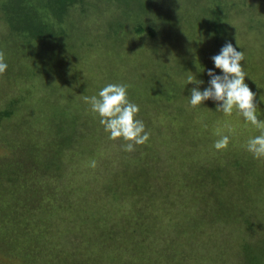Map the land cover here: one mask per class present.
Returning a JSON list of instances; mask_svg holds the SVG:
<instances>
[{
  "label": "trees",
  "instance_id": "16d2710c",
  "mask_svg": "<svg viewBox=\"0 0 264 264\" xmlns=\"http://www.w3.org/2000/svg\"><path fill=\"white\" fill-rule=\"evenodd\" d=\"M263 34L264 0H0V53L8 64L0 78L17 84L10 96L0 97L5 153L0 159V225L7 232L0 231V240H11L6 250L23 237V255L32 256L35 248L41 257H50L49 264H164L161 258H148L158 256L156 245L179 237V224H219L224 219L210 212L214 207L231 211L238 230L257 217L261 221L264 167L253 176L246 147L230 148L233 136L222 150L213 147L212 137L196 143L197 133L212 132L207 122L198 129L193 119L207 118L211 109L215 119L218 112L212 101H205L185 113L183 103L189 89L207 86L210 57L226 41L244 52L245 82L260 101ZM89 56L101 65H85ZM139 59L145 65H133ZM188 75L204 83L186 85ZM121 76L130 77L128 99L139 106L137 118L144 121L149 139L168 149L166 163L147 165L156 158L149 139L135 146H141L137 154L117 149L123 180L117 177L106 185L104 199L90 192L92 184L84 178L85 193L80 190L72 201L64 190L55 203L56 186L43 185L44 177L60 179L67 146L82 144L85 135L78 133L101 125L84 97L106 83H121ZM120 141L122 147L126 142ZM235 150L244 157H236ZM173 187L179 191L173 194ZM133 194L142 200L125 210L124 200ZM110 202H116L112 212L104 206ZM67 213V227L55 229L50 217L57 223ZM143 229H150L146 238L140 237ZM40 241L49 247L38 250ZM33 259L29 262L38 264Z\"/></svg>",
  "mask_w": 264,
  "mask_h": 264
},
{
  "label": "rangeland",
  "instance_id": "374dc122",
  "mask_svg": "<svg viewBox=\"0 0 264 264\" xmlns=\"http://www.w3.org/2000/svg\"><path fill=\"white\" fill-rule=\"evenodd\" d=\"M263 42H264V34H263ZM89 57L90 59L86 61L85 65L87 63H88L87 65H95L96 61L97 64L101 65L98 62L97 57L95 56H89ZM117 57H119L118 53L115 54L113 60L116 59ZM121 58L122 57H120V59ZM139 60H140L139 62L137 61L133 65H145V62H142L145 61L144 59L143 60L139 59ZM156 63H158V61L155 60L154 64ZM114 65H118V64H114ZM116 69H119V67L113 68L112 71H116ZM172 71L175 70L171 68L170 74H172ZM163 73L167 77V70H165ZM4 74L5 73H3L0 76H4ZM172 76H174L176 79L178 78V81L179 79H181L176 74H173ZM182 76L184 78L185 76L184 73H182ZM5 77L7 76L5 75ZM129 80H130L129 76H127L125 80H123L121 76V78L117 80V82L127 84ZM148 82L149 81H147L146 84ZM16 86L17 84H15V80L13 78L11 79H9L8 77L7 79L0 78V88H3V90L0 91L1 92L0 97L1 96L5 97L7 95L10 96L11 93L16 90ZM182 91L185 92L184 89H182ZM260 96H261L260 97L261 100H264V94H261ZM257 102L262 113L260 118L264 119V102H260L258 100ZM183 105H185L186 107L185 113H187L188 110L190 111L189 108L190 105L188 104V102L183 103ZM213 110L214 109H211V111L206 112L207 118L202 117L203 119L201 118L200 120L199 118L193 119L196 125L200 124V126H197L199 127L198 129H203V124L207 122L212 132V135L208 133L202 134L201 132L197 133L199 137H196V143L199 142L200 137L202 136H206L207 137L206 142H208L207 141L208 137H212L214 140H216L219 138V135H229V138L233 136L235 140V143L230 148L235 149V147L238 146L237 149H239L241 145L244 146L246 145L248 138L252 136L253 133L255 134L259 133V130L255 126L251 125V123H245L243 117L237 115V111L235 109L233 110V113L230 116L224 115L223 112H218V115L216 114L215 119L212 118ZM245 129L248 131V133L246 135H243ZM78 134L85 135L83 137L84 142H81L82 144L76 142L69 144L67 148L64 150L65 152L63 153V157H62L61 178L57 179V181H52V178H50L49 175L47 177H44L45 179L42 181L45 182L43 185H45L46 183H51L56 186L57 197L55 196L52 197L56 199L55 203L63 199L61 198L63 197L61 194H63L62 191L64 190L66 191V193H64L65 197L67 196V198L69 199L72 198L71 200L74 201L76 195L80 190H82V193L86 192L87 184H92L91 186L92 190H90V192H92L93 194H97L100 197V200H102L105 198V196L102 194V191H104L106 185H109L111 182L114 183L117 177H118V180H116L117 182L123 180L122 177L120 176V173L123 169V166H121V164H123V160L118 159L119 155L117 154L116 151L117 149L122 148L120 146V142H121L120 138L109 139L108 134L104 131L102 125L97 126V128L94 130L85 129V131L79 132ZM238 135H243L242 136L243 138H241V136ZM34 137L35 134L34 136L31 135L30 139H33ZM148 144L149 145L152 144V146L156 149V155H155L156 158L148 159L146 161L147 165H153V164L157 165L163 162L166 163V156L168 154V149L163 147L160 142H155L152 139H149ZM140 149L141 146L139 147L137 146V148H135V150L131 152L133 154L134 153L137 154L138 152H140ZM237 152L238 153L236 157L238 156L244 157L245 155L244 152L243 154L240 151ZM124 153L130 154V152L127 151H124ZM4 154L5 153L2 150V146H0V159L2 158V156H4ZM248 155L251 156L249 160L252 161L251 163L252 167L249 170L251 173L253 172V176L255 175L257 176V174H260L259 172L261 169L259 168L261 167V165L262 167H264V158H254L253 155L249 152ZM207 158L208 161L211 162L215 158V156L213 155ZM93 161L95 162L94 166L92 164ZM174 161L177 162V159H175ZM135 164L136 163H132V165ZM240 174L242 175V173ZM84 178H85L84 182L87 183L85 185L81 183V181ZM236 180L237 178L235 177H232L231 179V181H236ZM252 181L253 180H251V182ZM176 188L178 187H173L172 189L173 194L179 191ZM224 192L225 194L228 193L225 187H224ZM184 193L187 194V189H185ZM165 194H167V192ZM136 195L133 194L129 196L130 198L124 200L125 210L127 208H129L130 210L131 206H133L132 204L133 202L137 204V200H142L141 195L134 200ZM59 196L61 197L59 198ZM67 201L71 202L70 200ZM115 203L116 202H112V203L110 202L111 205L107 203L104 204V206L109 208V211L112 212L114 211L113 205ZM210 212L215 214L216 216L217 215L220 216L224 220L218 221L219 224H216L215 226H211V225L204 226V224H197V225L179 224L177 225L176 228L179 231H181L182 234L176 239L172 240V242H170V238H167V236H165V238H167L165 239V242H160L159 245H156V247L158 246L156 249L158 256L157 257L148 256V258L150 259L161 258V261L164 264H264V207L260 212L261 221H258L257 219L259 218L257 217L255 218L256 221L253 222V224L251 223V226H247V228L239 229V230L237 229V227H235V221L233 220L234 223L231 222L232 221L231 211H229L228 209H225L223 207L221 208L214 207L210 210ZM67 215L68 213L64 218L62 217V219L59 217L57 223H54L55 222L54 217H50L52 225L56 226L55 229L63 230L67 227V225L69 224ZM254 215L256 214L254 213ZM47 217L48 216L45 217V220L48 222L49 218ZM232 218L235 219V217ZM7 226L8 225L6 224L5 227ZM0 227H1L0 231L2 230L4 231L1 225ZM176 228H174L173 230H176ZM160 231L161 230H159V232ZM149 232L150 229L147 230L143 229L140 237L146 238ZM6 233L4 231L5 235ZM22 238L20 242L17 243L16 247H14V245L10 247L9 252L6 250L8 243H10L11 241L9 237L4 240H0V245L1 246L3 245V247H0V264H31V261L29 262L30 258L32 259L34 258L38 260L36 261V263L38 264L50 263L49 260L50 257L48 256L41 257L40 254L36 253L35 248L32 251V256L30 253V256L28 258L25 257L23 255L24 250H23V243L21 242ZM237 238L248 239L249 241L248 243H238L239 241H237ZM47 242L48 241L46 242L40 241L38 243L39 246H37L38 250L42 246L49 247V244L46 245ZM35 253L36 255L34 256ZM34 259L32 261H35ZM128 263L129 262H125L123 264H128ZM119 264H121V262ZM141 264H154V260L153 261L146 260L141 262Z\"/></svg>",
  "mask_w": 264,
  "mask_h": 264
},
{
  "label": "clouds",
  "instance_id": "9594fccd",
  "mask_svg": "<svg viewBox=\"0 0 264 264\" xmlns=\"http://www.w3.org/2000/svg\"><path fill=\"white\" fill-rule=\"evenodd\" d=\"M210 59L213 67L207 69V86L189 89L190 94L186 96L188 104L197 107L204 105L205 101H212L215 111L223 112L226 116H230L235 109L245 123H251L259 130L258 135L248 138L246 150L254 158H264V119L260 118L262 113L255 99L256 93L245 82L247 74L241 63L244 52L226 41ZM7 68L8 64L0 53V74ZM186 79V85L204 83L192 75H188ZM128 87L126 83H106L97 94L85 96L84 100L89 104L90 110L100 118L99 123L109 139L122 138L126 142L122 144L123 150L131 152L136 145L148 141L149 132L144 121L137 118L139 106L128 99ZM260 102L264 100L260 98ZM229 139V135H219L213 142V147L222 150L228 146ZM92 164L94 166L95 162Z\"/></svg>",
  "mask_w": 264,
  "mask_h": 264
}]
</instances>
